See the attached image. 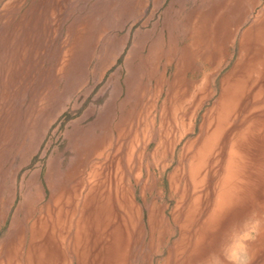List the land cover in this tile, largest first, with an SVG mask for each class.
I'll return each instance as SVG.
<instances>
[{
	"label": "rangeland",
	"instance_id": "1",
	"mask_svg": "<svg viewBox=\"0 0 264 264\" xmlns=\"http://www.w3.org/2000/svg\"><path fill=\"white\" fill-rule=\"evenodd\" d=\"M189 31L196 55L182 53ZM216 35L212 94L186 103L179 137L168 95L202 80ZM222 87L227 106L210 112ZM232 163L236 208L215 213ZM40 223L48 245L30 232ZM16 262L264 264V0H0V264Z\"/></svg>",
	"mask_w": 264,
	"mask_h": 264
},
{
	"label": "bare ground",
	"instance_id": "2",
	"mask_svg": "<svg viewBox=\"0 0 264 264\" xmlns=\"http://www.w3.org/2000/svg\"><path fill=\"white\" fill-rule=\"evenodd\" d=\"M258 25V24H257ZM260 25H262V24H260ZM192 35V39H193V36H196L197 34H196V32H194V33H192L191 34ZM216 41H212V42H210L209 44L212 46V48L209 50V52L208 53H205V57H204V59H203V61H201V64H202V69L201 70H199L197 73H195V76H201L202 77V80H200V82L199 83H195V84H193L192 86H190L189 87V89H186V87H184L181 91H178V92H174L172 95H168L169 97V99H171L173 102H174V107L173 108H171V120L174 122V126H175V128L178 130V135H179V137H182L184 134H187L188 132H190V131H192V128H189V123H191V121L194 119V115L192 114V116H188V114H189V110H188V107H185V105H186V103H190V104H193L194 105V107H195V109H196V107H198L199 106V104H201L206 98H207V96L209 95V94H212V91L210 90L209 91V93L207 92V88L208 87H210V85L212 84L211 83V81H212V77L215 75V73H216V71H217V66H218V63H219V60H220V55H219V53H220V46H219V43H218V41H220L219 40V37L218 38H216L215 39ZM201 42H196V41H192V42H187V44L185 45V47H184V49H183V51H182V53L183 54H185V53H193L194 55H196L195 53L197 52V48H196V46L198 47L199 46V44H200ZM201 47V46H200ZM169 49V48H168ZM206 51V50H205ZM187 56V55H186ZM184 60V59H183ZM180 61V60H179ZM176 70H179V66H177V69ZM247 73V72H246ZM249 73V72H248ZM257 73V72H256ZM228 79V78H227ZM213 82V81H212ZM224 82V80H222V82H220L221 83V86H222V83ZM226 82V81H225ZM245 83V82H244ZM227 84V83H226ZM225 84V85H226ZM234 84V83H233ZM184 86H185V84H184ZM230 86V85H229ZM229 86H227V87H229ZM231 87H232V83H231ZM231 89V88H230ZM209 90V89H208ZM224 87H222V90H221V93H219V103L218 104H221L223 101H224V99H226V97H230V95H231V91L233 90V89H231V91H230V93H228L227 92V94L224 92ZM184 95H188V97H187V101L185 100V98H184ZM237 97V96H236ZM228 98H227V100H228ZM218 102V101H217ZM224 106H227L226 104L224 105L223 103L221 104V105H219V106H217V107H213L214 109L213 110H211L210 112H212L213 111V113L215 112V110H216V108H217V111H219V114L223 111V108H224ZM191 110V109H190ZM229 111V110H228ZM209 112V113H210ZM194 113V112H193ZM163 115H164V111L162 112L161 111V114H160V118H162L163 117ZM217 115H218V113H217ZM224 115V114H223ZM222 115V116H223ZM137 117V116H136ZM217 118H218V116H217ZM217 118H216V120H217ZM138 119V118H137ZM189 121V122H188ZM194 121V120H193ZM253 121V120H252ZM261 121V120H260ZM231 123V122H230ZM187 125H188V128H187ZM262 125V124H261ZM138 124H137V128H138ZM124 128V127H123ZM136 128V129H137ZM125 132H126V130H124V129H120L119 128V138L122 140V141H124V136H125ZM170 131L168 132V131H160V137H165L166 139H167V141L166 140H164L163 138H159L158 140H157V142H156V148H155V151H159V150H161L162 151V153L165 155V153H166V150H167V148L162 144L163 142H172V140L171 139H169V136H170ZM211 137H212V135H210ZM209 136V137H210ZM209 137H208V139H209ZM213 138V137H212ZM178 139H180V138H178ZM213 139H215V138H213ZM243 139V138H242ZM216 140V139H215ZM178 140H176V142H177ZM212 139H211V143H212ZM209 142V141H208ZM207 144V143H206ZM212 146H213V144H211ZM204 146V148H205V145H203ZM207 146V145H206ZM191 147V146H190ZM209 147H211V146H209ZM198 148V147H197ZM200 148H201V146H200ZM199 148V149H200ZM206 148H208V146L206 147ZM205 148V149H206ZM134 149H135V147H130V148H128V150L125 152V154H126V156H125V158H126V162H127V165L129 166L131 163H132V161H133V157H134ZM211 149H212V147H211ZM210 149V150H211ZM188 150H190V148L189 149H187V150H185V152L186 151H188ZM197 151H198V149H197ZM196 152V151H195ZM210 152V151H209ZM161 153V155L163 156V154ZM119 154V153H118ZM195 154V153H194ZM196 155V154H195ZM236 155V154H235ZM232 156V155H231ZM185 157V156H184ZM194 157V156H193ZM197 158V157H196ZM232 158V157H231ZM109 161V160H108ZM107 161V162H108ZM196 161V160H195ZM194 163H196V162H194ZM126 164V163H125ZM194 165H196V164H194ZM119 166V165H118ZM190 167H192V166H190ZM189 167V168H190ZM228 167V174H227V177H226V184L225 183H223V185H224V191H225V194H226V196H228V195H230V200H229V202L227 203V204H224L223 203V205H221V208H217V206L215 207L217 210L216 211H214L215 213H219L220 212V210L223 208V207H226V206H229V208H230V210L231 211H234V209L233 208H236V202H233L234 200L233 199H235V197H233V195H234V192H235V190H237V189H239V186H237V185H235V178H236V170H237V166H235V164H231V166H227ZM129 167L128 168H126V169H124V171L127 173V171H129ZM199 169V168H198ZM107 170V169H106ZM190 170H191V168H190ZM200 170V169H199ZM106 172V171H105ZM107 173V172H106ZM109 174V173H108ZM111 175V174H110ZM192 178H194V177H192ZM222 179V178H221ZM238 180V179H237ZM244 189V188H243ZM239 190H241V189H239ZM241 192V191H240ZM223 194V193H222ZM129 198V197H128ZM197 198V197H196ZM192 199V198H191ZM106 200V199H105ZM104 200V201H105ZM115 200H116V198H115ZM236 200V199H235ZM126 201H128V200H126ZM110 205V204H109ZM218 207H219V205H218ZM101 210H102V216L104 217V219H105V223H104V227H103V231H101V232H99V234L101 235V237H102V240L104 239L105 241H108V238H109V235H112V233L109 231L110 229L111 230H113V231H115L116 230V228H110V226L112 225V224H115V221H112V220H110V211H108V206L106 205V204H103L102 206H101ZM219 211V212H218ZM211 214V213H210ZM213 214V213H212ZM211 214V215H212ZM186 216V215H185ZM213 216V215H212ZM217 216H218V214H215L214 216H213V218L214 217H216L217 218ZM121 217V216H120ZM209 217V216H208ZM100 218V217H99ZM210 219H211V221H212V218H211V216L209 217ZM205 219V218H204ZM207 219V218H206ZM63 221V220H62ZM80 221V220H79ZM186 221H187V219H186ZM208 221V220H207ZM185 222V221H184ZM183 222V223H184ZM188 222H190V221H188ZM203 222V221H202ZM205 222V221H204ZM182 223V222H181ZM186 223V222H185ZM207 223V222H206ZM62 225V224H61ZM201 226V225H200ZM81 229V228H80ZM199 231H201V229L199 230ZM30 232H32V234H34V233H36V234H39V230L38 231H36L35 229H32ZM203 232V231H202ZM118 234V233H117ZM197 234H199V233H197ZM44 235V234H43ZM66 235V234H65ZM39 236V235H38ZM42 236V235H41ZM200 237V236H199ZM198 236H197V238H199ZM38 238V237H37ZM112 238V236L109 238V239H111ZM49 239V238H48ZM200 239V238H199ZM198 239V240H199ZM78 241V240H77ZM112 241V239L110 240V242ZM196 241H197V239H196ZM110 242H108L107 244H106V246L108 247L109 246V243ZM72 243V242H71ZM113 243H115L116 244V238H115V242H113ZM199 243V242H198ZM197 242H196V244H198ZM195 244V243H194ZM113 245V244H112ZM118 245V244H117ZM113 247H115L114 245H113ZM116 248V247H115ZM87 249V248H86ZM92 249V248H91ZM91 249H90V252H87L86 254H85V256L86 257H88V255H89V253H90V257L92 256V253H91ZM14 250V249H13ZM18 250V249H17ZM50 250V249H49ZM88 251H89V247H88V249H87ZM86 251V250H85ZM15 252V251H14ZM105 253H108V251L106 252L105 251ZM15 255H16V253H14ZM39 254L40 255H42L40 252H39ZM110 255V254H109ZM241 255H243V254H241ZM9 256V255H8ZM114 257V256H113ZM237 257V256H236ZM238 257H239V255H238ZM14 258H15V256H14ZM39 258H40V256H39ZM41 258H42V256H41ZM239 258H242V257H239ZM30 259V258H29ZM119 259V258H118ZM246 259V258H245ZM241 259H239V260H237V263H238V261H240ZM13 261V260H12ZM86 261V260H85ZM89 261H92V259L90 258L89 259ZM210 261V263L212 262V260H209ZM120 262H121V260H120ZM83 263V262H82ZM16 264H17V262H16ZM91 264H92V262H91ZM225 264H227V263H225Z\"/></svg>",
	"mask_w": 264,
	"mask_h": 264
},
{
	"label": "crops",
	"instance_id": "3",
	"mask_svg": "<svg viewBox=\"0 0 264 264\" xmlns=\"http://www.w3.org/2000/svg\"><path fill=\"white\" fill-rule=\"evenodd\" d=\"M192 33H194L193 31H192ZM191 31H189L188 32V40L189 41H184V42H192L193 41V39H192V37H191ZM190 35V36H189ZM217 38V35L214 37V38H209L208 37V40L207 41H216L215 39ZM202 40V39H201ZM219 40L221 41V37H219ZM207 41H204V42H207ZM200 42H203V41H200ZM168 47L169 46H167L166 47V51H167V49H168ZM170 49H169V51H168V59L166 60V62H170L171 60H174V62L175 63H177V62H179V59H178V57H177V55L175 54L176 53V51H178V48L176 47V43H172L171 45H170ZM180 50V49H179ZM170 57H172V58H170ZM163 60V59H162ZM157 62V61H156ZM153 67H156L155 69H157L158 70V66L155 64ZM163 67H164V65L162 66V70L161 71H158V73L159 72H163ZM162 78H163V76H161ZM160 77V78H161ZM99 215V214H98ZM100 218L99 217H97V220L99 221V225H100V227H101V229L99 228V232H101V231H103L102 229H103V227H104V223H105V219H104V217L102 216V210L100 211ZM80 220V221H79ZM63 221H64V219H63ZM63 221H62V223H63ZM82 223V217L81 218H78V223H79V225ZM77 226V230H78V233L77 234H83V231L80 229V226ZM45 226L42 224V223H40L39 224V226H38V228H37V231L39 230V238L41 239V241L43 242V244H45V245H48V243L47 242H49V237L46 239L45 238V236L43 235L44 234V228ZM66 227V226H65ZM61 228H62V226L61 227H59V229L61 230ZM63 228H64V226H63ZM67 228V227H66ZM35 229V228H34ZM67 229H65L63 232H65ZM42 235V236H41ZM53 235V234H52ZM65 237H68V235L66 234L65 236H64V233H63V240H62V243H65ZM43 238H45L46 239V242L43 240ZM81 238V237H80ZM80 238H78L77 240L79 241V239ZM85 238H88V236H85ZM85 240V239H84ZM77 242V241H76ZM78 243V242H77ZM43 244H42V246H43ZM87 242H86V240H85V242L83 243V251H84V255L87 253V252H90V251H88L86 248H87ZM41 246V247H42ZM64 247V249H67V244L65 243V246H63ZM50 249V248H49ZM76 249H78V248H76ZM40 250H41V248H40ZM40 250H39V252H40ZM86 250V251H85ZM107 252V251H106ZM42 255H40L39 254V256H40V258H39V260L40 261H42V259L43 258H41V256H43V253H42V250H41V252H40ZM90 257V253H89V255H88V257H84L83 258V263L85 262V260H88V258ZM28 260H30L29 258H28ZM81 262V263H82Z\"/></svg>",
	"mask_w": 264,
	"mask_h": 264
}]
</instances>
